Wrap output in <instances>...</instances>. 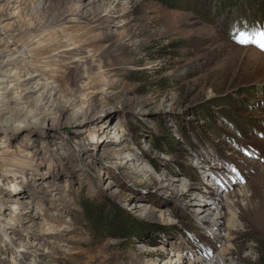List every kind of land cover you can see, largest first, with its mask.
<instances>
[{
  "label": "rangeland",
  "instance_id": "obj_1",
  "mask_svg": "<svg viewBox=\"0 0 264 264\" xmlns=\"http://www.w3.org/2000/svg\"><path fill=\"white\" fill-rule=\"evenodd\" d=\"M261 32L264 0H0V264L261 261Z\"/></svg>",
  "mask_w": 264,
  "mask_h": 264
},
{
  "label": "bare ground",
  "instance_id": "obj_2",
  "mask_svg": "<svg viewBox=\"0 0 264 264\" xmlns=\"http://www.w3.org/2000/svg\"><path fill=\"white\" fill-rule=\"evenodd\" d=\"M52 55H54V54H52ZM14 60L15 59L11 60V62ZM4 68H5V70H4ZM4 68H2V69L0 68V73H2V75H1L2 78L0 79V91L2 90L1 85L6 81L5 77L9 73V69L6 68V66ZM14 74L16 75L17 72H15ZM35 75H36L35 72H33V73L31 72L30 74H28V77L31 79V78L35 77ZM13 87H14L13 85H10L8 87V89H11L9 94H7V92H5V93L0 92V101H1V99L5 98V97H3L4 96L3 94H7V96L11 95V96H13L12 98L19 97V94L12 93ZM48 89L49 88H48V85L46 83H40V81H38L36 84V87H35V85L32 87H28L24 90V92L26 94H30V93H33L35 90H37V91L42 90V93H48V91H49ZM11 110H12L11 107L8 106L7 104L0 105V120L5 121L6 119H8V117L13 114V113H10ZM24 110H25V107L22 108L21 112ZM213 189H217V187H215ZM193 197L197 198V196H195V195H193ZM203 201L204 200L202 199V202Z\"/></svg>",
  "mask_w": 264,
  "mask_h": 264
},
{
  "label": "trees",
  "instance_id": "obj_3",
  "mask_svg": "<svg viewBox=\"0 0 264 264\" xmlns=\"http://www.w3.org/2000/svg\"><path fill=\"white\" fill-rule=\"evenodd\" d=\"M167 138V137H166ZM167 142V141H166ZM213 180L216 182V180L213 177ZM109 222V221H107ZM119 230L123 231L124 233L128 234L130 232L129 228L127 226H120L118 227ZM258 245L261 247L262 251L264 252V240H258ZM264 264V258L262 257L261 261L256 262L254 264Z\"/></svg>",
  "mask_w": 264,
  "mask_h": 264
},
{
  "label": "snow or ice",
  "instance_id": "obj_4",
  "mask_svg": "<svg viewBox=\"0 0 264 264\" xmlns=\"http://www.w3.org/2000/svg\"><path fill=\"white\" fill-rule=\"evenodd\" d=\"M242 35H243V34H242ZM257 35H259L262 39H261V41L256 42V44H257L258 47H260V49H261L262 51H264V32L258 33ZM237 42H238V43H241V44H247V43H249L250 41L245 40V39H243V38H240V39L237 40Z\"/></svg>",
  "mask_w": 264,
  "mask_h": 264
}]
</instances>
